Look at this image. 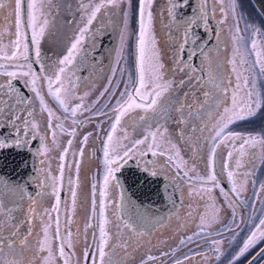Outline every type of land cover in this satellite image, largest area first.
I'll use <instances>...</instances> for the list:
<instances>
[{
	"label": "snow or ice",
	"instance_id": "obj_1",
	"mask_svg": "<svg viewBox=\"0 0 264 264\" xmlns=\"http://www.w3.org/2000/svg\"><path fill=\"white\" fill-rule=\"evenodd\" d=\"M124 0H100L99 3L92 6L90 13H86V23L79 28L77 34L73 38L70 45L67 47L66 52L56 61L57 70L53 75L45 74V65L41 59V41L45 36V31L48 27L49 20L44 11L43 0H0V14L5 7L11 9L8 13V18H11L13 23L11 27H14L15 32H11V28H8L11 52L7 51L8 46L0 43V76L8 77L9 79L0 83V152L5 149H24L27 148L29 152L32 151L30 139L35 140L37 138L41 141V147L36 149L35 155L44 156L48 148L44 144L45 136H41V125L36 121L34 113L35 109L32 108V102L26 101L21 98V90L14 86L13 81L19 78L22 81L24 88H27L34 97L39 100V111L41 113L47 112L48 115V129L51 131L53 136V143H55V132L52 131L53 118L59 120L56 117L52 109L49 108L44 95L42 94L43 86H46L48 95H50L65 112L70 114L71 117H75L77 112L83 109V98L77 97L74 94L71 99H79L81 102L70 107L69 93L75 87L71 81V73L73 67L77 63L78 58H82L83 55V44L86 39L92 35L91 26L94 20L97 19V14L101 12V9L119 8ZM216 0H213L215 4ZM26 3V10L25 5ZM129 5L128 9L124 12V27L121 29L120 41L121 46L117 49V63H119L124 47L127 44L126 32L128 29L131 0H127ZM154 0H139L138 3V19L137 25L138 30L136 34L135 44V69L136 79L133 81L129 77L128 84L125 85L123 91L120 92L119 97L115 100V104L110 109L112 115L109 116L111 120L110 131L106 135V139L103 144V166L104 174L102 179V185L99 190V211L97 213V201L96 192L97 185L94 182L91 185L92 195V215L90 221L93 218L98 220L97 224L89 222L85 225V231L88 228H98V238L96 233L92 234V244L85 247L80 256L77 257L74 251L76 244L79 242L80 233L78 230L77 239L73 240V233L66 230L65 235H61V225L59 218V211L61 200L59 196V187L56 181L62 182L64 179L65 172V157L68 155L69 148L72 145V140L68 141V147H66L60 155V168L59 176H52V183L47 186L52 188V195L55 196V205L51 211H55L57 216L55 218V238L59 240V255L63 258V264H124V260L118 258L119 249L124 252L125 256L128 254L127 249L129 248L128 241L120 242V238L124 234H135L142 236L144 232L139 231L138 225L144 224L145 221L150 220L149 210L142 204H136L131 199L125 197V191L127 188V182L131 180L133 184L140 182L141 177H157L159 172L155 169V164L151 158L158 156L166 157V162L170 163L175 169H177L176 175L179 177L180 170L188 168V161L184 160L181 156L180 149L176 143L171 139L172 133L169 132L167 127H163L158 124L155 127L149 120L156 116L161 119H166V113L169 112L171 107V93L173 91V82L165 78V65L162 62L160 50L157 46V39L153 33V13L151 11ZM169 7L167 9L169 17L175 22L179 17L180 22L186 24L183 32V42L180 44L178 49L179 55L176 57L177 65L183 60V52L185 45L191 40L192 44H196L200 40L198 34L193 31L194 26L198 23H202L205 30H208L209 25V12L207 11V0H168ZM86 8L87 5H82ZM184 8H190L191 15H181L179 10ZM221 14L224 16L218 22L220 25L226 23V14L223 7L220 9ZM216 9H212V15L215 17ZM233 16H235V4L233 3L232 8ZM83 18V17H82ZM28 30H30V38L28 36ZM4 25H0V42H2L4 36ZM259 30H254L253 36L258 34ZM14 37V38H12ZM233 39V59L230 63L233 65L232 71L236 73V83L230 94L231 102L226 103L229 98V85H224L223 80L218 74L209 72V80L207 83L212 85L210 90L204 91L203 96L205 100L199 105L200 108L211 104L212 107L217 109L214 113L208 111L207 115L212 123L205 124L199 131L202 133L208 131L210 137H204L209 142V155L207 160V176H201L197 170L195 164H193L188 171L195 172L194 179L200 182L201 190L211 193L213 188H219L221 194L228 196L225 188L221 185L218 178V173L215 170V164L217 160V149L222 145L230 148L227 152V161H232L234 153L239 156L245 154V146H255L258 143L259 138L254 136H242L239 132L229 130L230 125L236 122L249 121L257 117L261 110H264V93L260 91L258 86V80L261 76H264V49L260 48L259 41L255 38L251 40L250 50L244 44V37L239 35V27L235 29ZM243 49V50H242ZM34 50L35 60L34 63L40 66L39 72L33 69L32 62L30 61V52ZM201 54H203V47L200 48ZM254 54L255 60L253 61L250 69L246 71H252L258 69L251 81L249 77L243 76V83L241 84L242 73H237L236 67V56H240V64L248 63V55ZM197 55L195 49L188 54V59L191 60ZM207 59V57L205 56ZM26 67H25V63ZM185 68L190 70V73L194 75L197 71L196 67L191 64L185 63L183 67H179V71H184ZM123 71V69H121ZM115 75V68L113 69ZM190 75V79L192 78ZM67 79L68 84L66 86L65 80ZM199 82L200 78L196 77ZM38 81L43 82L42 87H37ZM111 79L109 84H111ZM185 81L181 80L180 84L183 85ZM58 85V87H54ZM105 92H108V88L104 89L101 96ZM87 95V93H85ZM115 95V93H112ZM188 93H185L187 96ZM6 97V98H5ZM27 104L28 106L21 109V105ZM107 106V105H105ZM188 107V116L192 115V105L181 104L175 109L176 112L180 113L178 123L186 125L188 121L184 117V108ZM222 108V111L220 109ZM98 115H108L107 113H97ZM129 122L131 127L135 130L137 127H143L147 125L145 133L141 138L130 140L128 133ZM139 122H143L142 124ZM73 124L83 123L72 119ZM56 127L62 131L63 124H58ZM196 127H193L192 131L195 132ZM7 131V135H5ZM121 135L117 136V132ZM71 136L76 134V130L73 129L68 133ZM91 133L86 134L83 137L82 145H86L88 138ZM180 139H185L184 129H181L178 133ZM188 140H192L191 137ZM242 141L239 147L236 146V141ZM124 141H130L131 146H128ZM188 142L187 140L185 141ZM200 142V138H195L193 143V158L198 155L199 149L196 147ZM259 142H264L261 140ZM143 146V148H141ZM73 155H76L75 153ZM79 156H84V147H81ZM151 157V158H148ZM148 158V159H146ZM129 161H134L135 169L128 167ZM158 163V162H157ZM23 164V162H22ZM41 164H44V160H41ZM26 167V164H23ZM241 166L240 160H236V167ZM230 164L228 162L223 163L222 169L227 170V179L231 185V192L235 194V198L240 204H243V200H239L240 194L244 191V184L237 185L233 176L234 173L230 170ZM75 169L77 174L80 169V161L75 162ZM44 169H41L43 171ZM188 171L184 172V176H188ZM127 173V174H125ZM51 176L48 172L45 176V180H41L37 187L43 188L47 178ZM27 178L22 181L14 179H7L4 176H0V211H4L6 206L3 204V199L9 196L18 197L19 200H23L25 195H29L27 189ZM74 186L71 189V201L72 210H75L77 203V187H79L78 179L76 181H69ZM246 183V181L244 182ZM114 189H119V205L113 204V208L116 211L121 212L120 215H116V220L122 222L121 224H115L116 232L113 234L111 229L108 227L110 223H113L105 215L106 199L108 198L109 186ZM208 185H211L208 187ZM264 188V185H261ZM199 195V191L196 188H190L189 195ZM37 195H43L38 192ZM31 199V197L29 196ZM212 200L213 207L215 208L214 198L209 196ZM17 201V203L19 202ZM36 203L35 200L32 201ZM229 207L232 208V220L231 225H225L224 231L230 234L229 248L225 250L223 248V240L213 239L211 241V250L215 254V259L218 264L221 258L227 255V264H260L264 261V247H259L261 243H264V216H261L256 222V218L250 217L246 222L243 217H240L239 222L237 221L236 207L233 206L232 201H229ZM131 210H134L131 211ZM11 209H7L10 214ZM219 210H216V214L213 215L212 220H216ZM29 219V232L28 235H32V219L34 215V209L29 207L28 209ZM115 214V213H114ZM191 213H189L190 215ZM43 216H49V222L44 225L43 228V239L37 240V248L41 252L47 250L49 258L51 257V240L52 237L49 234V229L52 227L51 218L49 212L45 210ZM43 216L41 219H43ZM135 217V218H134ZM14 219L10 215L5 217V224L9 220ZM159 222V221H158ZM69 219L66 222L70 224ZM247 224L249 227L248 233L244 238L240 239V233L244 230V226ZM146 226V225H145ZM211 226L207 214L200 216V231L195 233V236H200L205 232L206 228ZM16 231L11 232L9 237H4L0 234V264H22V261L16 256L15 241L12 237L18 235L19 225H13ZM223 235V232L218 233ZM7 240V243L5 241ZM188 241H192L193 237H187ZM27 236L20 241L21 245L25 244ZM111 241V243H110ZM185 240L181 239L180 244H184ZM65 247L70 251L65 252ZM5 249L8 250L7 257H5ZM235 249V250H234ZM175 250H173V255ZM167 256L168 253H162ZM207 260V256L204 253H198ZM156 257L147 256L145 260L141 261V264H147L148 261L156 260ZM185 259H189L185 257ZM47 264V261H45ZM174 264H183L180 259L175 260Z\"/></svg>",
	"mask_w": 264,
	"mask_h": 264
},
{
	"label": "flooded vegetation",
	"instance_id": "obj_2",
	"mask_svg": "<svg viewBox=\"0 0 264 264\" xmlns=\"http://www.w3.org/2000/svg\"><path fill=\"white\" fill-rule=\"evenodd\" d=\"M55 0H53L54 2ZM244 0H216L215 4L213 3V0H207V11L209 12V25L208 30H205L202 23H198L196 26H194L193 31L199 35L200 40L197 41V43L194 45L191 43V40L189 39V42L184 47L183 52V60L180 62L179 66L176 62V57L179 55L178 49L180 47V44L183 42V32L185 30L186 24L183 22H180L179 17L174 22L168 15L167 9L169 7L168 0H154L153 6H152V13H153V33L157 39V46L160 50L161 59L162 62L165 65V72L168 70H171V77L176 80V87L175 90L172 91L171 97V110H175L178 108L182 103L186 105H192V115L190 118H192L191 122L192 125L190 127H196L197 130L195 132L191 131V143L195 138H200L199 146L196 145L197 148H199L198 155L193 158V148L191 145L183 144L181 141H179V148L181 149H188V155L191 157V159H197V163L200 164V167H202L201 171L207 176V160L209 155V142L208 140H205L204 137H210V133L208 131L201 132L199 131L200 128H203L205 124H211L212 121L208 117L207 113L208 111H212L213 113L217 111L214 107L211 106V104L205 106L204 108H200L199 105L203 103L205 100V97L203 96L204 91L210 90L212 88V85L210 83H207L209 80V72H213L215 74H218L220 78L223 80L224 85H229V81H231V84L229 85V98L226 101V103L230 104V94L235 86L236 83V73H233L232 67L233 65L230 63V61L233 59V35L235 34V29L238 26L239 27V35L244 37V44L246 47L250 50L251 48V40L253 38L257 39L259 41V45L261 49H264V26L261 25V23L258 22H245V8L242 6ZM58 3L61 2V6L57 5L55 6V11H57L64 17L66 21L67 28L69 26H72L73 21H75L78 17H80L82 9H78V5L80 0H58ZM138 3L139 0H131V8H130V15H133V22L132 26L133 29L138 28L137 25V19H138ZM233 3L235 4V16H233L232 8ZM245 4V3H244ZM129 7V5H128ZM223 7L226 14V23L224 25L219 24V20L223 19L224 16L220 12V8ZM215 8V17L212 15V9ZM181 15H191L190 8H184L179 10ZM70 15L72 17H70ZM58 16V15H57ZM56 16V20L59 18ZM119 14L117 13V8H111L108 9H101V12L97 14V19L94 20L91 29H92V35L85 40L83 44V55L82 58H78L80 63L82 64V74L83 77L87 74H91L94 67H100L101 64H105L108 61V57L110 54L114 53L112 51V46L114 45L116 41V35H117V18ZM77 19V20H78ZM75 21V23L77 22ZM54 26H57L56 24ZM70 28V27H69ZM68 28V29H69ZM254 30H259L258 34L254 37L253 32ZM30 31V30H29ZM31 34V32H30ZM136 33L132 35V42H134L133 39H135ZM3 45H5V40H2ZM65 38H61L60 40H51L49 43L50 51L49 54H52V56L59 57L62 55L66 49H65ZM11 50V47L8 46ZM203 47V54L200 52V48ZM195 49L197 52V55L193 57L191 60L188 59V54ZM243 50V49H242ZM207 57V59L205 58ZM43 56L41 55V59ZM248 63L241 65L240 64V56H236V67H237V73H242L241 76V84L243 83V76L246 75L249 77V80L251 81L252 76L258 72V69L252 70V71H246V69H250L253 61L255 60L254 54H249L248 57ZM35 56H34V50L30 52V61L32 62L33 69H35L37 72H39L40 66L38 64L34 63ZM0 63H3V61H0ZM25 63V67L27 62ZM191 64L194 65L197 69L196 73L192 75L190 73V70L188 68H185V70L179 71V67H183L184 64ZM190 75H192V78L190 79ZM166 77V76H165ZM168 77V76H167ZM166 77V78H167ZM196 77H199V82L196 80ZM8 77L0 76V83H4L8 80ZM183 80L185 83L183 85L180 84V81ZM14 86L19 88L21 90V98H25L26 94H29V97L25 100H29L31 96V92L24 88L22 85V81L17 78L13 81ZM258 86L260 88V91L264 93V76H261L258 80ZM113 87V86H112ZM112 87L108 89V92H105L104 95L100 98L97 108H100V111L98 113H107L108 115H98L96 114L95 117L92 119V122L97 123V130L100 141H98V136H94L93 140L91 142H87L86 145H82L83 140V133L84 129L80 131V128L84 124L85 117H71L70 114L65 113L58 103L49 95L44 94L45 100L49 106V108L52 109L53 113L56 117H59L60 119L57 120L53 118L52 120V131L55 132V143H53V136L51 134V131L48 129V115L47 112L41 113L39 111V105H35V119L36 121L41 125V136H45L46 139L44 140V144L47 146L48 151L44 156L35 155L36 149L41 147V141L39 138L35 140L30 139L29 146L31 147L32 151L29 152L27 148L24 149H5L6 150H12V152L19 157L17 160H19V165L22 167L19 169V172L16 174H20L21 176L17 178V181H22L25 178H27V193L29 195H25L23 200L12 199V198H6L3 199V204L6 206L4 211H0V234H2L4 237H9L11 232L16 231V229L13 227V225H19L18 228V235L16 237H12V239L15 241V249L22 247L23 249L16 253V256L22 261V264H40L41 258L38 263V258L36 257V253L33 250V258L28 257V248H25V245L28 244V241L33 238L37 231L38 222L41 220V217L44 213L45 207H54L55 205V196L52 195V188L48 187L47 185L49 183H52L51 177L59 176V168H60V155L63 152V150L68 147V141H69V132L70 129L73 130V127H77V138L75 139V143H72L71 147L69 148L68 155L65 157L64 164H65V172H64V179L62 182L56 181L57 186L59 185V196L61 200L60 207H65L66 210L69 208V201L67 196V185L69 182V179L73 175H78V181L83 182L85 178H83V175L86 174V181L87 186H89V178L88 175L91 173H94L97 169L95 166V162L93 165H89L86 163V157L93 158V156L96 158L102 157V144L104 141L101 139L100 135L103 134V137L106 138L107 133L110 131V125L111 120L109 119V116L112 115L110 109L115 104V100L118 98L115 90H112ZM112 93H115V95H112ZM185 93H188L187 96H185ZM6 98V97H5ZM107 105V106H105ZM34 105H32L33 108ZM27 107L26 105H21L20 108L23 109ZM169 109V110H170ZM185 111L189 109L188 107L184 108ZM222 111V108L220 109ZM176 112V111H175ZM264 110H261L257 117L249 120V121H243V122H236L233 125H230L229 130L234 132L241 133L242 136H254L260 139L259 134L251 133L252 130H246V126H252L255 121L258 120V116H263ZM177 113V112H176ZM45 115L46 119H43L41 116ZM198 117V119H195V117ZM72 119H76L77 121H82L83 123L73 124ZM153 125H157V122L160 124V119H154ZM252 122V123H251ZM63 124V128L65 129L62 131L60 128L56 127L58 124ZM251 123V124H250ZM94 124V123H92ZM264 125V118L260 120V123L256 124L258 125ZM72 126V127H71ZM80 131V134L78 132ZM195 133V134H194ZM7 135V131L4 133ZM242 141H236L237 148L239 147V144ZM231 142H229V147L221 146L217 149V160L215 164V170L218 173V178L221 182V185L225 188L226 192L229 193L228 196H224L221 194L219 188H213L212 190V196H214V201L221 205V214L229 213V215L226 216V218L223 219L222 227H217L216 229L212 227L210 230H205L204 233H202L200 236H195L192 241L188 244L190 247V264H218L217 260L215 259V254L211 250V241L213 239L217 240H223V248L227 250L229 248V239L230 234L226 231L225 225H231L232 220V208L229 207V201H232L233 206H235L237 209V221L239 222L240 217H243L245 221L247 222L250 217L256 218V222H258V219L262 216L261 215V207H262V195L259 192V189L261 188V185L264 184L261 181V177L254 176L252 179L249 178V174L252 172H256L255 170L260 169L261 166V159L259 157V151L261 148V144L258 140V143L255 146H245V154L241 157L234 153V158L232 161H227V152L231 150L230 148ZM81 147H84V156H79V151ZM92 147V148H91ZM143 148V146H141ZM4 150L2 152H5ZM0 152V176H4L3 170L4 166H2L1 161V153ZM186 153V151H183ZM76 155H73V154ZM151 158V157H148ZM146 158V159H148ZM153 160V158H151ZM203 159L204 166H202ZM239 159L241 166L239 168L236 167V160ZM41 160H44V164H41ZM79 160L80 161V169L79 173L77 174L75 169V162ZM26 164L27 166L24 167L23 164ZM228 162L230 164V170L234 173V180L236 181L237 185L244 184V191L241 192L239 200H243L244 203L240 204L238 200L235 198V194L231 192V185L228 182L227 179V170L222 169L223 163ZM158 169H160V166H157ZM41 169H44L41 171ZM50 172L51 176H49L45 182V186L43 188L37 187L39 182L41 180H45L46 174ZM159 175L164 177L165 179L169 180L173 186L176 188L177 195L179 197V203L177 205V208H175L174 211L167 214L166 220L163 224L156 226L152 231L151 234L147 233L144 229L140 230L141 232H144V236L146 237V240H149L147 242V245L142 247L141 251L144 254V256H153L157 259L154 261H148L147 264H174L175 260L180 259L182 260V250L180 246V239L179 237L177 240L173 241V246L167 247L165 246L166 242H160V239H167L168 237H161L156 236L152 239L153 233L155 230L164 224H166L168 217L170 215L175 214L179 208L183 206L182 199L179 194V189L182 187L180 184V177H177L176 174H172L169 176L167 172L160 170L158 171ZM193 175V174H192ZM70 176V177H69ZM85 177V175H84ZM6 178V177H5ZM173 179L177 180V184L174 183ZM85 181V182H86ZM196 181V180H195ZM246 181V183H244ZM198 182V181H196ZM211 185H208L210 187ZM119 190V189H118ZM38 192L43 193V195H37ZM208 194V193H207ZM31 197V199L29 198ZM91 196V193H88V197ZM19 202L17 203V201ZM35 200L36 203L33 204L32 201ZM120 200L118 201L119 205ZM212 202L209 199V203ZM207 204V203H206ZM211 204V203H210ZM29 207H32L34 209V215L31 217L32 219V235H28L29 232V214L28 209ZM194 208L196 211L201 212L203 210H206V212H209L210 208L205 206L203 204V201L200 198H197L195 201ZM7 209H11V213L9 214L7 212ZM253 209V213H252ZM117 214H119V211H117ZM10 215L11 217H14V219L9 220L7 224H5V217ZM45 219V217H44ZM93 225L97 224L98 220L94 218L92 220ZM60 225L62 227V223L60 221ZM249 227L247 224L244 226V230L240 233V239L244 238L245 235L248 233ZM95 232L96 236L98 237V228H93L92 233ZM113 234L114 232L111 231ZM223 232V235H218V233ZM27 236V241L25 244L21 245L20 241L24 239V237ZM51 257L49 258L48 251H43L41 255L45 254L47 264H63V258L59 255V240L55 238V235L51 236ZM75 241L76 239L73 238ZM169 242V241H167ZM7 243V240L5 241ZM83 241H79L75 248L71 251H74L76 253V256L79 257L80 253L82 252L83 248ZM264 243H261L259 247H262ZM37 246V242H36ZM6 250V249H5ZM173 250H175V253L173 255ZM235 250V249H234ZM70 250L65 247V252L68 253ZM162 253H168L167 256L162 255ZM198 253H204L208 257L207 260L201 255H197ZM31 261V262H30ZM45 264V262H43ZM219 264H227V255L221 258V261ZM260 264H264V261H261Z\"/></svg>",
	"mask_w": 264,
	"mask_h": 264
},
{
	"label": "rangeland",
	"instance_id": "obj_3",
	"mask_svg": "<svg viewBox=\"0 0 264 264\" xmlns=\"http://www.w3.org/2000/svg\"><path fill=\"white\" fill-rule=\"evenodd\" d=\"M58 0H43L44 3V11L47 15V19L49 20L48 27L45 31V36L41 41V55L43 56L42 62L45 65V74L48 75H53L55 74L57 70V65L56 61L66 52H64L62 55L59 57L52 56V54H49V49L50 47L48 46L51 40H60L61 38H65V49L70 45L72 42L73 38L77 34L78 30L80 27H82L86 23V13H90L92 10V6L94 4H97L100 2V0H80L78 9H82L80 17L78 19L77 17V22L73 21L72 26H69L67 28L66 26V21L64 17L57 11H55V6L60 5L61 2L58 3ZM245 3V4H244ZM82 5H87L86 8L82 7ZM248 4L246 1H243V7L245 8V22H259V20L256 18L254 13L251 11V9L247 6ZM128 9V3L127 0H124L123 3H121L120 7L117 8V13L119 14L117 18V35H116V41L114 45L112 46V51L114 53L110 54L108 57V61L104 64H101L100 67H94L92 70L91 74H87L83 77V74L81 71L82 70V64L80 61L77 59L76 65L72 69L71 75V81L75 85V87L71 90L69 93V99H70V107L75 106V104L80 103L81 101L79 99H71V96L74 94L77 97H82L83 98V109L77 112L76 117H85L84 124L80 128V131L84 129L83 135L85 136L88 133H91V135L88 138V142H91L94 138V136H98V141H100L98 130H97V123L91 121L95 117V115L100 111V108H97V104L100 100L101 93L104 92V89L107 87L110 89L112 86V90H115L117 97H119L120 92L124 90L125 85L128 84L129 82V77L132 78L134 81L136 79V74H135V65H134V57H133V52H132V35L134 32L137 33L138 28L133 29L132 22H133V15L129 16V23H128V29L126 32L127 36V44L124 47V52L123 55L117 63V49L120 48L121 46V41H120V35H121V29L124 27V12L125 10ZM11 11L10 8L5 7V9L2 10V14H0V25H4L5 31H4V36L2 40H5V45L11 47V42H10V36L8 32V28H11V32L14 33L15 29L14 27H11L13 21L11 18H8V13ZM58 15V16H57ZM56 16L59 17L56 20ZM70 17H72L70 15ZM83 17V18H82ZM57 26H54V25ZM14 38V37H12ZM3 42V41H2ZM7 51L10 53L11 50L9 47L7 48ZM115 68V75L113 74V69ZM123 69V71H121ZM171 70H168L165 72V77L168 80H171L173 82V90H175L176 87V80L171 77L170 75ZM111 79L112 83L109 84V80ZM43 82L38 81L37 87H42ZM65 84L67 86L68 81L67 79L65 80ZM54 87H58V85H55ZM87 93V95H85ZM42 94L48 95L47 88L46 86H43L42 88ZM50 96V95H49ZM27 101H31L33 108L35 109V105H39V100L34 97V94L31 93L30 99ZM28 106L27 104H25ZM187 108V107H186ZM166 119H161L159 116H156L154 118H151L149 120V123H153L155 121L154 119H160L161 123L159 125L163 127H167L169 129V132L172 133L171 139L174 143L177 144L179 147V141H181L183 144L191 145L193 148V143H191V140H188L189 137H191L192 134V118L188 116V110H184V117L188 121L186 125H181L178 123V120L180 118V113H176L175 110H169L168 113L165 114ZM43 119H46V116L42 114L41 116ZM264 118V112L263 116H258V120L255 121V123L252 126H246V130L251 129V133H257L259 134V141L264 140V125H258L256 124L260 123V120ZM195 119H198L196 116ZM94 123V124H92ZM143 123V122H139ZM252 123V122H251ZM250 123V124H251ZM153 125V124H152ZM156 126V125H155ZM153 125V127H155ZM72 127V126H71ZM147 128V125H144L143 127H137L135 130L131 127V122H129L128 126V133L130 136V140L134 141L135 139H139L142 137V135L145 133V129ZM73 129L77 130V127L74 126ZM181 129H184L185 133V139H180L178 136V133ZM72 129H70V132ZM80 131L78 134H80ZM195 134V133H194ZM117 136H120L121 133L118 131ZM101 139L105 141L106 138L103 137V134L100 135ZM77 138V132L74 136L69 135V140H72V143H75V139ZM188 141L187 143L185 141ZM125 144L128 146H131L130 141H124ZM104 144V143H103ZM103 144H102V157L96 158L91 156V158L86 157V163L89 165H93L95 162L96 170L94 173H91L88 175L89 178V186L87 184V175H83V178L85 180L81 183L79 182V187H77V203L75 210H72V201H71V189L74 186L73 184H70L68 182L67 185V196L69 201V208L66 210L65 207H60L59 211V218L62 223L61 227V235L66 234L67 231H71L73 233V238L77 239V233L79 230L80 233V238L79 241H83V248L87 247L88 245L92 244V229L93 228H88L85 231V225H87L89 222L93 223L90 217L92 215V195L88 197V193L90 194L92 189L91 185L95 182L97 185V192H96V201H97V213L99 211V190L102 185V179H103V174H104V166L102 163L103 160ZM261 148L259 151V157L261 159L260 169H256V172H252L249 174V178H253L254 176H260L262 183H264V142H260ZM199 146V145H198ZM92 148V147H91ZM142 148V147H141ZM180 149L181 156L183 157L184 160L188 161V168H190L193 164H195L197 170L199 171L201 176H205V174L201 171L202 167H200V164L197 163V159H191L188 155V149ZM199 149V148H198ZM183 151H186L184 153ZM204 161L203 159L202 166H204ZM153 162L155 164V169L157 171L163 170L167 172L169 176L172 174H176L177 169H175L170 163L166 162V157L163 156H158L153 158ZM158 162V163H157ZM157 166H160V169L157 168ZM188 168H184L180 170V184L181 188L179 189V194L183 202V206L178 209V211L170 215L168 217V220L166 224L163 226L157 228L155 232L153 233L152 239L155 238L156 236H161V237H168L167 239L163 240L160 239V242H166L165 246L167 247H172L173 246V241L179 239H184L185 243L180 244L182 247V261L183 264H190V247L189 243L190 241L187 240V237L192 236L193 238L195 237V233L200 231L199 225H200V216L207 214L209 221H211V226L209 228H206L205 230H210L212 227L215 229L217 227H222L223 219L226 218L227 215H229L230 212L224 213L223 215L221 214V205L217 204L215 202V208L213 207L212 202L209 203V196H212V192L208 193L206 191L201 190L200 182H196L194 179H189L190 177H195L196 173L192 171H188ZM188 171V176H184V172ZM193 174V175H192ZM177 176V175H176ZM70 177V176H69ZM78 179V175H73L70 179L72 181H76ZM86 181V182H85ZM174 183L177 184V180L173 179ZM264 185V184H262ZM60 188V186L58 185ZM196 188L197 191H199V195H196L193 193V195H189V190L190 188ZM259 192L262 195V207H261V215L264 216V188H260ZM208 193V194H207ZM197 198H200L203 201V204L210 208L209 212H206V210H203L201 212H197L196 209L194 208L195 201ZM119 201V190L114 189L111 185L109 186L108 190V198L106 199V204L108 207L106 208L105 215L108 217L110 221L113 223H110L108 227L113 231L114 233L116 232L115 224L119 223L121 224L122 227V222L116 220V215L117 211L113 208V204L118 205ZM211 201V200H210ZM207 203V204H206ZM53 207H45V210L49 212L51 222H52V227L49 229V234L50 236L55 235V218L57 216V213L55 211H51ZM219 210L218 215L216 217V220H212V217L214 214H216V210ZM238 208H236L237 211ZM115 213V214H114ZM189 213H191L189 215ZM253 213V209H252ZM44 214V213H43ZM43 216V215H42ZM45 217V219H44ZM71 220L70 224H67V228L65 229L66 222L68 220ZM49 222V216H43V219H41L38 222V227L35 235L31 240L28 241V244L25 245L24 249L28 248V257L31 259L33 258V250L35 251V255L38 258V263L41 258L40 264H43V262L46 261V256L45 254L41 255V251L38 250L36 246V242L38 239H43V228L46 223ZM98 238V237H97ZM124 241H128L129 243V248L127 249V255L125 256L124 252H121L119 249L117 251L119 252V257L120 259L124 260V264H141L142 260H145L147 257L144 256L142 253L141 249L142 247L147 245V242L149 240H146V237L144 235L139 236V235H129V234H124L120 238V242L123 243ZM169 241V242H167ZM111 243V241H110ZM53 246V245H51ZM22 247L16 248L15 251L16 253L22 250ZM47 251V250H45ZM7 252L8 250H5V257H7ZM185 257H188L189 259H185ZM31 262V261H30Z\"/></svg>",
	"mask_w": 264,
	"mask_h": 264
},
{
	"label": "water",
	"instance_id": "obj_4",
	"mask_svg": "<svg viewBox=\"0 0 264 264\" xmlns=\"http://www.w3.org/2000/svg\"><path fill=\"white\" fill-rule=\"evenodd\" d=\"M248 1L258 17L264 23V0ZM24 7L26 10V3ZM30 35V31L28 30L29 38ZM28 97L29 94L27 93L24 99ZM12 150H4L5 152L1 153V161L3 162L2 166H4V169L1 171H3L7 179L17 180L18 176L20 177L21 175L16 173H18L19 169L22 167L18 164L19 160L17 159L19 157H17ZM128 167L134 170V161H129ZM127 185L125 197L131 199L136 204H142L149 210L150 220L145 221L144 224L138 225L139 231L144 229L147 233L151 234V231L156 226L165 222L167 214L177 208L179 197L176 188L169 180L161 175H158L157 177L142 176L139 183L133 184V182L129 180ZM7 198L17 199L18 197L9 196ZM120 203L121 201L119 204ZM131 211L134 212V210ZM119 214H121V212H119ZM262 247H264V245Z\"/></svg>",
	"mask_w": 264,
	"mask_h": 264
},
{
	"label": "trees",
	"instance_id": "obj_5",
	"mask_svg": "<svg viewBox=\"0 0 264 264\" xmlns=\"http://www.w3.org/2000/svg\"><path fill=\"white\" fill-rule=\"evenodd\" d=\"M246 1V3L248 4L247 6L251 9V11L254 13V15L256 16V18L259 20V22L261 23V25L264 26V23L261 21V19L258 17V15L256 14V12L254 11L253 7L251 6V4L249 3L248 0H244Z\"/></svg>",
	"mask_w": 264,
	"mask_h": 264
}]
</instances>
